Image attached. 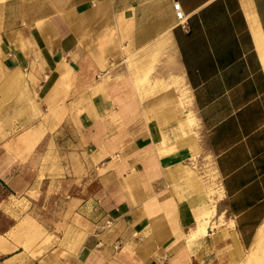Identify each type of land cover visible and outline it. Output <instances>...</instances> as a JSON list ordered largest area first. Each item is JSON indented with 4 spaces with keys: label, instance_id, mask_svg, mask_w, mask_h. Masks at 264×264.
<instances>
[{
    "label": "crops",
    "instance_id": "1",
    "mask_svg": "<svg viewBox=\"0 0 264 264\" xmlns=\"http://www.w3.org/2000/svg\"><path fill=\"white\" fill-rule=\"evenodd\" d=\"M0 214V264H264V0H0Z\"/></svg>",
    "mask_w": 264,
    "mask_h": 264
},
{
    "label": "built area",
    "instance_id": "2",
    "mask_svg": "<svg viewBox=\"0 0 264 264\" xmlns=\"http://www.w3.org/2000/svg\"><path fill=\"white\" fill-rule=\"evenodd\" d=\"M173 8L175 10V14H176V18H177L178 22L184 23V21L186 20V17L180 8V4L178 2H174Z\"/></svg>",
    "mask_w": 264,
    "mask_h": 264
},
{
    "label": "rangeland",
    "instance_id": "3",
    "mask_svg": "<svg viewBox=\"0 0 264 264\" xmlns=\"http://www.w3.org/2000/svg\"><path fill=\"white\" fill-rule=\"evenodd\" d=\"M6 219L0 214V228L1 229H7L8 228V221Z\"/></svg>",
    "mask_w": 264,
    "mask_h": 264
},
{
    "label": "bare ground",
    "instance_id": "4",
    "mask_svg": "<svg viewBox=\"0 0 264 264\" xmlns=\"http://www.w3.org/2000/svg\"><path fill=\"white\" fill-rule=\"evenodd\" d=\"M197 225H198V227H200L204 230L205 222H202V223L199 222Z\"/></svg>",
    "mask_w": 264,
    "mask_h": 264
}]
</instances>
